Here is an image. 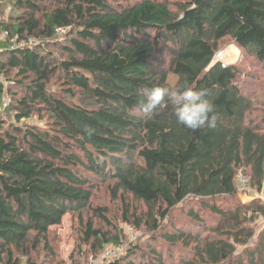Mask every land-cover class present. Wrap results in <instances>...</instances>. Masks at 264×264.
<instances>
[{
  "label": "trees",
  "instance_id": "trees-1",
  "mask_svg": "<svg viewBox=\"0 0 264 264\" xmlns=\"http://www.w3.org/2000/svg\"><path fill=\"white\" fill-rule=\"evenodd\" d=\"M0 33V264L54 255L67 214L108 221L92 205L107 182L141 204L121 202L126 222L152 234L111 264H165L163 249L184 264H264V203H221L238 197L240 173L263 188L264 108L249 118L258 96L245 82L260 76L211 67L227 38L264 67V0H0ZM185 82L214 104L215 127L187 129L171 106L142 112L151 88ZM84 233L93 249L116 241L92 221Z\"/></svg>",
  "mask_w": 264,
  "mask_h": 264
},
{
  "label": "rangeland",
  "instance_id": "rangeland-1",
  "mask_svg": "<svg viewBox=\"0 0 264 264\" xmlns=\"http://www.w3.org/2000/svg\"><path fill=\"white\" fill-rule=\"evenodd\" d=\"M171 1L173 3H178L179 1L181 2V0ZM8 13L9 9L6 11V14ZM5 39V34L0 33V45L2 42L4 43ZM18 41L19 40L16 41V39H13V41L9 43L14 47L17 45L23 46L26 44L25 42H20V44H18ZM34 43L37 42L32 39L31 44ZM219 46L220 52L214 57L216 60L218 55L225 52L227 48L236 47L229 38L221 41ZM237 50L239 52V57L236 61L231 62V65L242 64V68L245 67L248 73H253L260 76L259 82L254 81L253 83V79L245 80V82L249 85L247 87V91H254L258 96V100L255 99V108L257 111L255 110L256 112L254 114H250L249 118H255L260 121L261 117L257 116L259 114L261 115V109L264 108V67L260 65L254 58L245 57L238 48ZM215 59L213 60L214 62ZM162 60L165 61V66L167 67L169 65V58L165 57ZM220 61L223 64H227L226 60ZM170 81L173 85L176 84V80L172 76L170 77ZM51 86L56 87L52 84ZM251 96L256 97L252 94ZM5 102L10 103V99L7 98ZM29 122H33L39 127L44 126L42 124L43 122L38 117H33ZM239 175H241L239 178V195L236 197V199L232 200L231 203L227 201H221V203H223V207L234 208V204L238 201H241L244 204H248L253 201H261V203H264V184L262 191L259 192L257 188H254L251 183H249L250 179L247 175L242 173ZM242 180L243 182H241ZM125 199L127 203L131 205V208H140L141 204L133 200V198L129 195L123 197L120 194L119 198L114 199L112 196L111 186H109L108 182L104 184L98 183L97 187L94 188L93 191L92 205L94 208H106L107 211L105 214L108 217L109 222L103 218H100L92 210L85 211L82 217H79L78 214H67L63 220V223L60 226L52 228L49 234V241L54 249L55 254L49 255L41 246L38 250L30 255L32 261L38 264H111L117 260L124 259L127 256L130 245L148 243L149 238L152 236L147 227L143 226L141 228H136L133 223L126 222L124 218L123 204L121 203H125ZM172 217L176 221H181L183 218H185L179 209L173 211ZM205 217L208 218L209 228H211L212 221L214 219L211 218L210 214L205 215ZM213 217L217 218V216ZM89 221H92L95 229L101 230L102 233L108 234L110 237L115 238L116 241H112L111 243L104 242L101 245H97V247L93 249L92 245L96 240H87L84 233L85 226ZM131 221L133 222L132 219ZM263 226L264 218H259L253 223V227L256 231H259ZM213 229L214 228L212 227V229L206 232V234L210 232V235H216L214 234V231H212ZM192 232L196 233V231ZM103 240L106 239L103 238ZM166 249L169 248L167 247ZM241 249L242 248H239V250ZM180 251L182 250H175L173 252L174 255L171 256L169 254L170 252H165V249H163V259L165 264H184L185 261L190 260L189 256ZM25 261L26 260H23L21 263L26 264Z\"/></svg>",
  "mask_w": 264,
  "mask_h": 264
},
{
  "label": "clouds",
  "instance_id": "clouds-1",
  "mask_svg": "<svg viewBox=\"0 0 264 264\" xmlns=\"http://www.w3.org/2000/svg\"><path fill=\"white\" fill-rule=\"evenodd\" d=\"M215 61L222 63L218 59ZM224 65L228 66L231 63ZM205 97L206 94L202 90H197L187 82L174 89L154 86L147 92L146 99L141 102L140 107L144 113H154L171 106L176 122L187 129L196 131L216 126L218 117L215 106Z\"/></svg>",
  "mask_w": 264,
  "mask_h": 264
},
{
  "label": "bare ground",
  "instance_id": "bare-ground-1",
  "mask_svg": "<svg viewBox=\"0 0 264 264\" xmlns=\"http://www.w3.org/2000/svg\"><path fill=\"white\" fill-rule=\"evenodd\" d=\"M239 52L236 47H229L222 54L218 55L217 59L227 61V63L234 62L238 59Z\"/></svg>",
  "mask_w": 264,
  "mask_h": 264
},
{
  "label": "water",
  "instance_id": "water-1",
  "mask_svg": "<svg viewBox=\"0 0 264 264\" xmlns=\"http://www.w3.org/2000/svg\"><path fill=\"white\" fill-rule=\"evenodd\" d=\"M216 63L218 62V61H215ZM214 61H213V63L211 64V67H213L216 63H215Z\"/></svg>",
  "mask_w": 264,
  "mask_h": 264
},
{
  "label": "built area",
  "instance_id": "built-area-1",
  "mask_svg": "<svg viewBox=\"0 0 264 264\" xmlns=\"http://www.w3.org/2000/svg\"><path fill=\"white\" fill-rule=\"evenodd\" d=\"M241 182H243V180Z\"/></svg>",
  "mask_w": 264,
  "mask_h": 264
}]
</instances>
